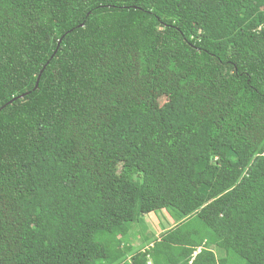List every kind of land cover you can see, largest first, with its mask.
I'll use <instances>...</instances> for the list:
<instances>
[{"label": "trees", "instance_id": "1", "mask_svg": "<svg viewBox=\"0 0 264 264\" xmlns=\"http://www.w3.org/2000/svg\"><path fill=\"white\" fill-rule=\"evenodd\" d=\"M173 259L264 264V0H0V264Z\"/></svg>", "mask_w": 264, "mask_h": 264}, {"label": "rangeland", "instance_id": "2", "mask_svg": "<svg viewBox=\"0 0 264 264\" xmlns=\"http://www.w3.org/2000/svg\"><path fill=\"white\" fill-rule=\"evenodd\" d=\"M166 98H161L157 105L158 108L163 105ZM174 215L170 211H161L148 215H144L140 220L130 226L126 244L131 246L130 254L139 252L140 250L146 249L154 241L161 239V237L168 231L179 225L178 221L173 218ZM176 231L177 228L175 229ZM114 240L107 243L108 247L112 245ZM218 258L223 257L224 254L217 248H212ZM172 264H177V261L173 259Z\"/></svg>", "mask_w": 264, "mask_h": 264}, {"label": "water", "instance_id": "3", "mask_svg": "<svg viewBox=\"0 0 264 264\" xmlns=\"http://www.w3.org/2000/svg\"><path fill=\"white\" fill-rule=\"evenodd\" d=\"M39 80V79H38ZM36 87H38V83H37V85H36ZM25 95H23V96H21V97H19V98H23ZM18 98V99H19ZM13 102V101H12ZM12 102H10L9 104H11Z\"/></svg>", "mask_w": 264, "mask_h": 264}]
</instances>
